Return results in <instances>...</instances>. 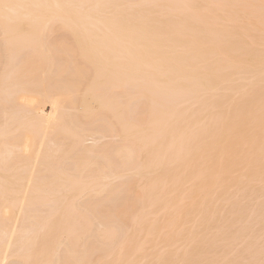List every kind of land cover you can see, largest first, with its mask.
<instances>
[{"label": "bare ground", "instance_id": "obj_1", "mask_svg": "<svg viewBox=\"0 0 264 264\" xmlns=\"http://www.w3.org/2000/svg\"><path fill=\"white\" fill-rule=\"evenodd\" d=\"M262 227L264 0H0V264H264Z\"/></svg>", "mask_w": 264, "mask_h": 264}, {"label": "rangeland", "instance_id": "obj_2", "mask_svg": "<svg viewBox=\"0 0 264 264\" xmlns=\"http://www.w3.org/2000/svg\"><path fill=\"white\" fill-rule=\"evenodd\" d=\"M112 138H114V137H112ZM115 139H118V138H115ZM115 139H114V140H115ZM86 140H87V141L85 142V143H87L86 145H92V144H94V143H93L94 140L92 141V140H90V138H87ZM109 140H111V137H106L105 139H103V142H104V143H106L105 141L110 142ZM100 141L102 142V140H100ZM111 141L113 142V140H111ZM115 141H116V140H115ZM94 142H95V141H94ZM101 142H99V143L102 144ZM84 197H85V196H84ZM84 197H83V199H82L81 201H84V200L87 198V197H86V198L84 199ZM259 227H261V226H257V228H259ZM262 228H263V230H264V227H262ZM263 239H264V235L259 239V242L262 241ZM12 259H13V258H12ZM16 259H17V258H16ZM16 259L11 260V262H14V263H15V261H17ZM18 260H19V259H18ZM17 263H18V262H17Z\"/></svg>", "mask_w": 264, "mask_h": 264}]
</instances>
